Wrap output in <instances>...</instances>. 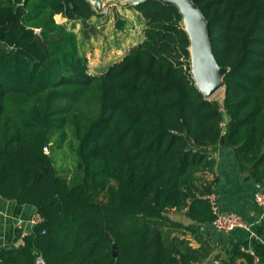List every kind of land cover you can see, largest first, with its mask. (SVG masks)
<instances>
[{
	"label": "trees",
	"instance_id": "trees-1",
	"mask_svg": "<svg viewBox=\"0 0 264 264\" xmlns=\"http://www.w3.org/2000/svg\"><path fill=\"white\" fill-rule=\"evenodd\" d=\"M189 1L228 69L222 102L196 87L174 4L128 5L144 21L142 42L91 75L76 34L54 20L100 18L88 0H0V198L44 219L23 247L0 250V264H35L38 255L45 264L202 263L210 250L183 235L216 218L214 182L200 174L213 170L220 147L233 149L264 193V0ZM126 24L117 19L116 28ZM68 128L78 183L48 153ZM172 211L193 223L171 220ZM239 257L255 264L245 252L231 263Z\"/></svg>",
	"mask_w": 264,
	"mask_h": 264
},
{
	"label": "crops",
	"instance_id": "crops-1",
	"mask_svg": "<svg viewBox=\"0 0 264 264\" xmlns=\"http://www.w3.org/2000/svg\"><path fill=\"white\" fill-rule=\"evenodd\" d=\"M89 1L93 6L102 2ZM95 10L97 11L96 8ZM133 16H136L143 31L144 21L135 11ZM100 18H92L84 24L81 21L68 20L62 15L54 17L57 24L76 34L79 53L87 58L91 75L103 74L108 67L120 61L133 45L136 46L143 40L142 33L133 32V35L128 36L127 22L123 30L116 29L115 38L109 40V47L106 48L103 39L99 38V33L104 28L97 23ZM89 28H94V31H89ZM110 48L117 49L120 55ZM211 157L215 161L213 170L203 172L200 176L207 183L214 182L213 193L220 211L239 215L249 229L238 228L223 233L216 231L210 224L201 226L197 233L187 232L183 236L190 241L193 248L204 246L210 250L208 258L200 264H247L243 257L231 263V259L239 252H253L256 257L255 264H264V212L255 201V195L261 192V187L253 181L247 165L236 163L233 149L220 147ZM0 212V250L23 247L24 237L32 232L33 226L27 222L19 225L18 221H26L36 213V209L0 198ZM169 217L185 226L193 223L184 212L172 211Z\"/></svg>",
	"mask_w": 264,
	"mask_h": 264
},
{
	"label": "rangeland",
	"instance_id": "rangeland-1",
	"mask_svg": "<svg viewBox=\"0 0 264 264\" xmlns=\"http://www.w3.org/2000/svg\"><path fill=\"white\" fill-rule=\"evenodd\" d=\"M133 0H102L99 4H95L97 12H99L101 18L97 22L104 26L99 33V38L103 39L106 44V48L109 47V40H113L116 36V21L117 19H123L128 22V36L133 35V32L142 33V29L138 23L136 16H133V10L128 8V5ZM89 27V26H88ZM105 30V31H104ZM89 31H94V28H89ZM135 46V45H133ZM132 46V47H133ZM131 47V48H132ZM105 48V49H106ZM130 48V49H131ZM115 53H118L117 49L110 48ZM118 55H120L118 53ZM225 90L221 88L211 100H217L222 102L224 99ZM77 148V139L72 129L68 128L67 138L63 144L58 143V136H54L52 143L48 147V153L51 155L55 169L62 175L67 176L73 182H79L77 174L78 158L75 150ZM97 201H104V195H98Z\"/></svg>",
	"mask_w": 264,
	"mask_h": 264
},
{
	"label": "water",
	"instance_id": "water-1",
	"mask_svg": "<svg viewBox=\"0 0 264 264\" xmlns=\"http://www.w3.org/2000/svg\"><path fill=\"white\" fill-rule=\"evenodd\" d=\"M143 1L145 0H133V2L130 4L134 5V4L143 2ZM161 1L165 3L174 4L179 8L183 16V24L185 26L186 31L189 34L190 41H191V46H190L191 63H192L191 73H192L193 79L196 83V87L198 88V90L207 99H211L213 94L217 93L221 88H224L223 78L228 72V69L221 67L215 58V52H214L212 42L210 39V30H209V26H208V22L206 18L204 17L202 12L198 9V7L192 1L182 0L187 3L192 4L193 7H195L198 10L199 15H196L190 12L189 10H187V8L181 5L178 0L177 1L176 0H161ZM94 7L95 6H93V8ZM97 13L99 14V12ZM2 47L6 50L11 49L7 44H3ZM208 48L210 52L208 51ZM215 65L217 67L218 75L221 77V80H222V84H221V87H219V89H218V80L216 81L213 80L214 70H212V68ZM213 83H215V85ZM221 144L222 145L224 144L223 139L221 141ZM114 249H115V246H114ZM114 256H116V253H114Z\"/></svg>",
	"mask_w": 264,
	"mask_h": 264
},
{
	"label": "built area",
	"instance_id": "built-area-1",
	"mask_svg": "<svg viewBox=\"0 0 264 264\" xmlns=\"http://www.w3.org/2000/svg\"><path fill=\"white\" fill-rule=\"evenodd\" d=\"M222 127H225V124H222ZM207 198L210 201L211 210L213 214L216 216L215 220L212 222V226L216 231L226 233V232L234 231L238 228L249 229L248 225L239 215L235 213H222L220 211L214 193L208 195ZM255 201L264 212V193L262 191L256 193ZM25 222L35 227L43 223L44 219L41 217L40 214L35 213L31 217H29L26 221L19 220L18 224L23 225ZM249 255H251L254 258V262H255L256 257L254 253L250 252ZM35 264H45V261L41 255H38L36 257Z\"/></svg>",
	"mask_w": 264,
	"mask_h": 264
},
{
	"label": "bare ground",
	"instance_id": "bare-ground-1",
	"mask_svg": "<svg viewBox=\"0 0 264 264\" xmlns=\"http://www.w3.org/2000/svg\"><path fill=\"white\" fill-rule=\"evenodd\" d=\"M176 1H177V0H176ZM178 1L180 2L181 5H183L184 7H186L187 10H189L190 12H192V13H194V14H196V15H199L198 10H197L195 7H193L192 4L187 3V2H185V1H182V0H178ZM208 51L210 52L209 48H208ZM209 57H210V56H209ZM212 70H214V79H213V80H214V81L218 80V89H219V87H221L222 80H221V77L218 75L216 65L213 66ZM199 84H200V83H199ZM213 84L215 85V83H213ZM215 94H216V93H215ZM215 94H213L212 97H213ZM212 97H211V98H212Z\"/></svg>",
	"mask_w": 264,
	"mask_h": 264
}]
</instances>
